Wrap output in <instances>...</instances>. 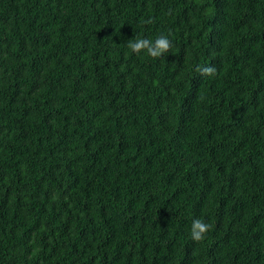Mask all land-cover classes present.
Returning a JSON list of instances; mask_svg holds the SVG:
<instances>
[{
  "label": "trees",
  "instance_id": "16d2710c",
  "mask_svg": "<svg viewBox=\"0 0 264 264\" xmlns=\"http://www.w3.org/2000/svg\"><path fill=\"white\" fill-rule=\"evenodd\" d=\"M0 264H264V0H0Z\"/></svg>",
  "mask_w": 264,
  "mask_h": 264
},
{
  "label": "clouds",
  "instance_id": "9594fccd",
  "mask_svg": "<svg viewBox=\"0 0 264 264\" xmlns=\"http://www.w3.org/2000/svg\"><path fill=\"white\" fill-rule=\"evenodd\" d=\"M129 47L134 53H140L146 50L150 56L160 57L169 48V40L165 36H160L154 41L148 39H137L129 44ZM210 225L201 219H193L189 234L194 241H199L204 238Z\"/></svg>",
  "mask_w": 264,
  "mask_h": 264
}]
</instances>
